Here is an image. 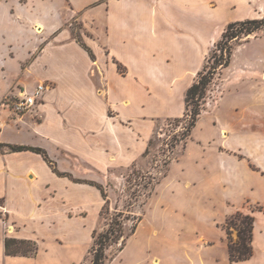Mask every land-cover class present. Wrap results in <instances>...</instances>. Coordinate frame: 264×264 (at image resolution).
Wrapping results in <instances>:
<instances>
[{
  "label": "crops",
  "instance_id": "crops-1",
  "mask_svg": "<svg viewBox=\"0 0 264 264\" xmlns=\"http://www.w3.org/2000/svg\"><path fill=\"white\" fill-rule=\"evenodd\" d=\"M33 8L8 3L0 23L5 36H35L18 69L0 58V264H82L104 225L109 198L88 180L106 183L113 169L144 158L154 123L186 114L187 90L227 25L263 17L264 0H59L47 13ZM77 16L88 49L73 31ZM259 38L260 57L234 61L237 47ZM32 79L51 86L29 111L17 113L13 104L21 91L33 93ZM175 88H181L179 100ZM10 143L44 148L68 175L40 153L10 151ZM261 151L264 30L234 43L182 154L155 182L115 263L242 264L255 258L256 233L253 256L231 262L224 225L240 211L254 215L256 229L264 209L253 207L261 201L237 198L223 182L239 180L244 164L264 183ZM10 237L34 242L36 252L9 254Z\"/></svg>",
  "mask_w": 264,
  "mask_h": 264
},
{
  "label": "rangeland",
  "instance_id": "rangeland-1",
  "mask_svg": "<svg viewBox=\"0 0 264 264\" xmlns=\"http://www.w3.org/2000/svg\"><path fill=\"white\" fill-rule=\"evenodd\" d=\"M3 2L4 6L0 8V23H4L7 19V13L9 12L6 7L8 3L10 4V8L14 5L28 4L36 7V9L33 8L35 10L33 13H47L54 8V4H58L59 0H3ZM16 7L19 8L18 6ZM12 12L10 10V13ZM70 22L71 20L66 23L64 22V27L70 25ZM72 22V28L76 34L81 37H83L82 35L85 32L88 34L79 16L73 19ZM238 27H240V25L236 26V28ZM39 32H41L40 29ZM208 37L207 43L209 44L210 39ZM29 38L30 43L31 39L35 38V36H5V34L0 31V58H6L9 64L10 61H12V65L18 69L19 63L25 61L27 58V44ZM220 39H218V41ZM217 42L212 46V49L206 57L205 65H207V70L215 65L216 57L224 53V51L222 52L221 49L217 48ZM261 44L262 42L259 38L251 43L249 42L243 47H237L234 53V61L238 62L245 57H260L258 51ZM198 54L201 55L202 53L198 52ZM190 59H192V62L195 61L197 63L200 56H195V58L191 56ZM120 70L121 72H125L124 66H120ZM34 81L35 80L32 79L30 84L35 88L37 82ZM50 86L51 85H48L47 89ZM174 92L179 100L181 98V88H175ZM188 119L189 117L184 115L180 117L162 118L156 121L152 128L154 132L147 148L148 150H146L144 158L139 163L126 168L113 169L106 183L102 182V180H88L104 187L107 195H109L108 201L103 209L104 225H102V228H100L98 232L106 230L113 217L123 225L125 233L131 230L136 221L135 217L140 216V212L143 209L142 205L148 199L156 180L158 181V179L164 175L168 169V164L172 160L179 158L182 154L188 141H186L184 137L185 131H187ZM202 131L203 130H199L197 134H200ZM11 137L14 136H10V138ZM263 157L264 153H262V151L257 154L258 159H263ZM188 160L195 162L193 158ZM251 161L254 163L256 162L253 159ZM241 166L240 173L242 174L240 179H235L229 183L226 181L223 182V188L225 189L226 187L227 193L237 198L247 195L251 198V201L260 200L261 205L255 204L253 208L254 210L264 209V206H262L264 205V183L258 178L250 177L249 173L244 169V164ZM76 179L82 180L83 178L76 177ZM237 222L240 223L239 220H237ZM229 228L232 231L233 237L237 240L239 231L238 225L234 222H230ZM255 233L257 235L258 255L242 264H264V250L262 248L264 246V221H261L259 227H256L254 235ZM123 240L124 238L120 239L118 242H112V244L107 247V259L105 264H114L118 261L119 248ZM253 244L255 245L254 239ZM83 249L84 243L80 247V251ZM91 262L92 255L89 253L82 264H91Z\"/></svg>",
  "mask_w": 264,
  "mask_h": 264
},
{
  "label": "trees",
  "instance_id": "trees-1",
  "mask_svg": "<svg viewBox=\"0 0 264 264\" xmlns=\"http://www.w3.org/2000/svg\"><path fill=\"white\" fill-rule=\"evenodd\" d=\"M237 25H240V27L236 28ZM260 30H264V16L261 18H248L244 20L234 21L227 25L225 31L222 34L221 39L217 42L216 45L217 48L221 49L222 52L224 51V53L216 57L215 65H213L209 70H207V65H205L203 70L199 72L195 82L187 90V111L185 115L188 116L189 119L187 124V131H185L184 134L186 141L191 137L193 129L197 125L200 115L202 114L203 104L205 102L207 90L210 84L214 81L216 75L220 72V70L228 66L231 62L234 43ZM75 35L78 41H80V43L88 49L87 45L83 41V37L79 36L76 33ZM6 146H8L10 151L31 150L40 153L54 167L58 174L68 175V173L60 172L56 168L54 161L50 159L48 152L42 147L17 145L11 143L7 144ZM92 183L94 185H97L94 182ZM97 186L102 190L106 198L107 192L105 188L99 185ZM135 218L136 221L128 233L124 232L123 225L118 222L114 217L111 219L109 226L106 230L95 233V240L90 250V253L92 255L91 264L106 263V249L109 245L112 244V242H118L120 239L124 238L121 247L119 248V251H121L125 247L127 240L134 234L138 223L142 219L141 216ZM237 220H239L240 223H238ZM230 222L236 223L239 227L237 240L233 237L232 231L229 228ZM224 228L227 233L231 262H242L250 259L254 254V215L251 213L244 214L243 212L239 211L235 213L230 219H228V221L224 225ZM6 250L9 254L22 253L29 255L34 254L37 250V247L36 244L32 241L10 237L6 239Z\"/></svg>",
  "mask_w": 264,
  "mask_h": 264
},
{
  "label": "built area",
  "instance_id": "built-area-1",
  "mask_svg": "<svg viewBox=\"0 0 264 264\" xmlns=\"http://www.w3.org/2000/svg\"><path fill=\"white\" fill-rule=\"evenodd\" d=\"M47 87L48 85L44 81H42L36 85L33 93H28L25 90L21 91L17 95V99L13 104L15 111L17 113H25L29 111L43 97V94Z\"/></svg>",
  "mask_w": 264,
  "mask_h": 264
}]
</instances>
